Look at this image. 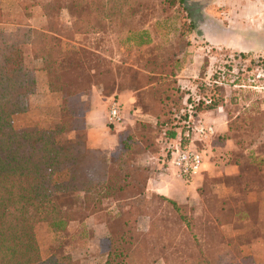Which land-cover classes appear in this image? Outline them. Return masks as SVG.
I'll return each mask as SVG.
<instances>
[{
  "label": "trees",
  "instance_id": "16d2710c",
  "mask_svg": "<svg viewBox=\"0 0 264 264\" xmlns=\"http://www.w3.org/2000/svg\"><path fill=\"white\" fill-rule=\"evenodd\" d=\"M164 2L173 6L176 0ZM178 2L188 14L189 26L195 28L196 20L202 19L200 8L187 0ZM63 9L73 19L75 34L88 31L81 23V0H72ZM43 10L47 22L41 30L22 25L7 31L0 26V264H77L66 251L44 258L37 236L48 229L68 232L77 211H101L104 199L115 202L117 214L114 225L107 228L108 250L102 264H258L242 248L263 236L264 177L257 174L263 160L250 154L228 157L227 163L238 165L240 172L233 177L236 185L226 197L219 196L217 186L229 178L214 181L205 176L197 189L203 203L197 216L194 207L156 194L155 199L168 208L161 215L152 210L146 196L149 170L134 162L138 153L154 150L148 135L152 128L159 131L161 141L187 146L186 124L177 130L179 122L187 119V111L180 116L184 104H193L194 112L216 111L223 105L213 95L200 97L201 101L195 94L192 102L190 98L185 101L186 89L167 84L171 73L152 76L147 70V75L139 73L134 79L135 71L124 69L121 83L130 74L125 88L147 99L138 107L155 119L156 126L142 123L143 130L135 135H117V149L110 156L91 149L85 121L90 107L82 97L94 84H101V59L90 51L65 49L52 28L53 9L44 6ZM144 35H139V44L147 42ZM28 46L35 59L45 61L48 90L60 94V120L52 129H39L31 117L15 126V117L24 114L22 101L30 93L28 86H34V81L25 79L24 48ZM63 59L68 60L67 70L61 67ZM227 126V132L218 137L232 141ZM58 134L70 136L59 143ZM171 154L167 151V158ZM64 171L68 176L61 180L58 175ZM62 194L74 196L70 210L61 208ZM141 217L148 219L145 232L138 228ZM223 228L234 237H227ZM182 241H187L186 249ZM235 243L239 257L232 251Z\"/></svg>",
  "mask_w": 264,
  "mask_h": 264
},
{
  "label": "rangeland",
  "instance_id": "374dc122",
  "mask_svg": "<svg viewBox=\"0 0 264 264\" xmlns=\"http://www.w3.org/2000/svg\"><path fill=\"white\" fill-rule=\"evenodd\" d=\"M37 1L53 9L52 28L64 41L65 49L90 51L94 57L101 59L100 67L104 71L101 84H94L82 98L88 102L89 109L98 105L102 109L105 116L103 123L107 126L106 129L105 125L101 124V129H106L102 138L110 139L114 136L117 142L119 134L135 135L141 132L142 123L156 126L155 119L143 114L138 107L141 103H147V99L142 98L143 95L140 93L125 88L130 81V74L125 77L126 81L123 83L122 79H119L124 69L135 71L134 79L137 78V74L147 75V70H151L152 76L159 73L165 77L166 73H171L167 84L173 82L177 87L186 89L185 101L190 98L192 102L195 94L197 99L213 95L218 104L223 105L222 110L231 129L232 141L229 143L235 146L234 156L235 154L246 156L243 152L248 149L253 153H264V0H187L196 3L202 14L201 21L196 20L195 28L189 26L191 21L179 0H176L173 6L163 3L164 0H81V23L87 26L88 30L81 35L73 32V19L63 9L72 0ZM99 5L103 10L97 9L102 8ZM15 16L18 18L9 20L3 18L2 21L21 20L20 15ZM143 32L146 33L144 36H147V42L139 44V35ZM24 53L28 70L25 79L27 78L29 82L34 81V86H28L30 93L25 95L22 101L24 114L15 117V126L21 125L31 117L39 129H52L60 120L59 109L56 107L60 102V94L36 88L40 79L39 74L34 72L40 70L44 64L42 61L31 59L28 47L24 48ZM61 67L67 70L68 60L63 59ZM123 94L130 95V104L120 97ZM113 98L120 103L123 121L120 125L109 127L108 107ZM194 101L195 104L198 103L195 99ZM187 109V105L184 104L181 117ZM202 112L205 110L195 112L193 124L213 122L217 127L213 120L214 115L201 116ZM20 116L24 120H20ZM193 124H186V131L192 129ZM183 125L184 122L181 120L177 130L180 131ZM148 135L151 143L155 145L154 150L138 153L134 162L139 167L147 168L151 177L160 170L152 169L154 166L150 161L158 160L160 164L164 161L162 167L167 168L170 161L166 156L167 151L172 153L179 147V142H166L165 139L161 141L159 131L154 128ZM69 136L58 134L56 140L61 143ZM223 144L224 141L217 135L210 141L211 148H205L208 142L198 145L199 148L208 150L205 152L204 168L209 171L214 169V172L211 170V174L204 173L214 181L223 179L220 172L223 162L227 163L226 152L220 150ZM116 149L117 144L113 150H109V153L105 151L104 154L110 156ZM210 150L218 152L215 154ZM262 173L264 168L260 167L257 174L263 176ZM67 176L66 171L58 175L61 180H66ZM154 195L146 192L151 202L150 208L161 215L168 206H163ZM109 201L110 199H104L102 205ZM73 203V195H60L59 204L64 211L70 210ZM184 204L194 207L195 216L201 214L203 203L200 196L195 201ZM81 213L83 216L84 211L75 213V221H81ZM78 221L72 223L73 230L78 229ZM222 230L227 237H234L229 236V229ZM52 232L48 229L37 236L44 258L54 252L69 253L67 248L69 241L65 239L69 232L53 236L50 240L52 244L45 246L47 242L45 234ZM236 241L241 243L242 239L237 238ZM185 242L187 241H182L184 249L187 248ZM255 242L242 249L245 254L254 257L258 264H264V245ZM232 251L237 257L240 256L238 244L233 245Z\"/></svg>",
  "mask_w": 264,
  "mask_h": 264
},
{
  "label": "crops",
  "instance_id": "0c3cea01",
  "mask_svg": "<svg viewBox=\"0 0 264 264\" xmlns=\"http://www.w3.org/2000/svg\"><path fill=\"white\" fill-rule=\"evenodd\" d=\"M41 1L47 2L49 0H41ZM0 8H1V12L3 13L4 19L9 20V19L18 18L15 15H20L19 18L21 20L19 21H14V22L13 21L11 22L2 21L0 23V26L4 27L5 29L9 31H12L16 27L22 26V25L28 26L36 30H41L47 22V17L45 16L44 10H43L44 5L39 4L37 0H0ZM28 48L30 52L29 53L30 57L33 61H39V62L42 61L43 64L45 63L44 60L35 59L31 54L30 46H28ZM34 73L39 74V79H40L38 83L36 84V88L48 90V85H47L45 72H44V66L40 70ZM120 97L124 98L126 103L130 104V101H129L130 95L123 94ZM56 107H58L59 109V103H57ZM202 113L203 114H200L201 116L202 115L210 116L211 114L214 115L213 120L215 123H217V127L215 126L216 131H217L215 137L217 135H222L227 132L228 121L225 119V114L223 113L222 108H218V110H216V113H214V111H209V110H205V112H202ZM104 118L105 116L102 112V109L99 107V105L93 108L91 107V109L88 110L86 117H85L86 136H87L88 145L91 149L98 151V152H103V153L107 151L109 153L110 152L109 150H113L117 142L115 141L114 136H111L110 139L102 138V135L105 134V130L107 129L106 128L107 126L103 123ZM102 123L103 125H105L104 127L106 129H101ZM213 138L210 141H212ZM210 141L208 142V145L205 146V148L207 147L211 148V146H209ZM229 142L230 141H227V140L224 141L223 148L220 149L221 151L224 150L226 152L225 155H227V157L234 156L233 150L235 146H233ZM196 145L198 146L199 142H197ZM248 150H245L243 154L253 155L254 158L259 156V161L263 160V163H264V153L263 152L253 153ZM204 151L208 152V150H204ZM212 152L216 154L218 150L212 151ZM150 163L154 166L152 167V169H155L156 171L160 170V172L155 173L148 180L147 185H146L147 194L162 195V196L168 197L178 202L179 204L192 202L198 199L199 195H198L197 189L202 185L203 180L206 176L204 172H208V174H211L210 173L211 170L212 171L214 170V169H211L209 171L206 168H204L202 173L194 175L190 180L187 181L184 179H180L178 177L177 178L174 177L175 173L170 165H168L167 168H163L162 166H164V161H162V164H160L158 160L150 161ZM261 167L264 168V164H262ZM239 172H240V168L238 165L223 162L222 171L220 172V175L223 176L224 178L228 177L229 179L227 180L225 179L221 186H217L218 188L217 192L219 193L220 197H226L230 194V191H229L230 187H235L236 185L235 181L233 180V177H235ZM262 174L264 176V173ZM216 175H218V173H216ZM103 206L104 207L102 208V210L98 212H84L83 216L81 213V221L76 220L78 221L77 222L78 229L73 230L74 227L72 223H75L76 221L71 222V224L67 227L68 232H69L68 235H65L66 236L65 239H68L69 241L67 248L69 249V253L73 257V259L77 261V264H102L103 261L105 260L106 253L108 250L107 248L108 241L106 239L108 236L107 228H110L114 225L117 211L115 208V202L113 200H110L107 204ZM140 225L142 226L141 228H140ZM138 227H139V230L142 232L147 231L148 230V219L146 217L139 218ZM62 233L63 231L53 230L52 233L45 234L47 236V242L45 243V246L47 247V245L48 246L50 245L51 243L50 240L53 239V236L55 237L58 234L62 235ZM79 238L80 240H78ZM263 240H264V235L263 236L261 235V237L255 241L260 243L261 245H264Z\"/></svg>",
  "mask_w": 264,
  "mask_h": 264
},
{
  "label": "built area",
  "instance_id": "2783aa9c",
  "mask_svg": "<svg viewBox=\"0 0 264 264\" xmlns=\"http://www.w3.org/2000/svg\"><path fill=\"white\" fill-rule=\"evenodd\" d=\"M205 103H209V101L206 100ZM187 108V119L183 122L187 125L193 124L195 117L193 104H188ZM122 121L120 103L113 98L108 107L107 124L109 127H115ZM188 127L190 128V126ZM216 133L215 125L206 122H197V124H193L192 129L186 131L184 136L188 139L187 146L185 148L177 147L168 161L176 177L188 181L194 175L202 173L205 165V151L199 148L196 143L209 142Z\"/></svg>",
  "mask_w": 264,
  "mask_h": 264
}]
</instances>
